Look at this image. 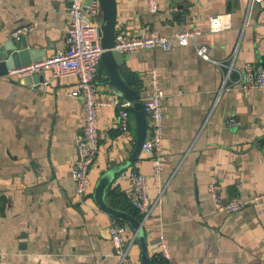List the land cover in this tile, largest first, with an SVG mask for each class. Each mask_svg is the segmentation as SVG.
I'll list each match as a JSON object with an SVG mask.
<instances>
[{"label":"crops","instance_id":"1","mask_svg":"<svg viewBox=\"0 0 264 264\" xmlns=\"http://www.w3.org/2000/svg\"><path fill=\"white\" fill-rule=\"evenodd\" d=\"M115 4V31L145 35L155 28L172 34L196 25L200 32L186 44L173 39L169 48L120 50L118 71L131 76L137 108L110 82L100 59L98 93L115 91L128 102L129 126L119 128L118 107L98 108V150L81 195L70 173L84 123L81 99L69 94L77 77L52 76L48 69L40 72L42 80L11 68L0 73V264H117L107 232L112 216L124 222L127 238L134 235L131 264H144L137 228L95 197L100 175L120 164L146 175L152 213L140 223L128 198L130 181L120 171L112 173L102 201L140 223L149 264H160L153 257L158 235L174 264H264V197L252 199L264 191V87L242 89L236 81L245 61L264 63V0H159L156 11L146 0ZM222 12L230 25L209 28V15ZM99 15L101 24V6ZM21 24L28 25L22 33L27 46L49 55L66 45V0H0V42L13 38L11 31ZM202 42L211 56L232 63L223 84L227 65L200 56L195 43ZM150 67L164 90V156L157 175L142 148L127 160L138 133L149 134L141 100L149 90ZM231 111L237 125L226 122ZM213 180L222 201L240 197L247 201L244 208H215Z\"/></svg>","mask_w":264,"mask_h":264},{"label":"built area","instance_id":"2","mask_svg":"<svg viewBox=\"0 0 264 264\" xmlns=\"http://www.w3.org/2000/svg\"><path fill=\"white\" fill-rule=\"evenodd\" d=\"M260 1V0H256ZM68 10V24L66 27V45L58 48L47 56L30 60L27 63L12 67L15 72L32 73L48 69L50 75H75L76 84L69 90L70 95L79 96L84 108V123L82 130L77 134V158L72 162L70 173L75 182V189L78 195L86 191L88 185V170L93 164L98 150L99 129L97 125V110L101 106H116L119 109L117 123L119 128L127 130L129 126L128 102L121 99L113 91L111 94L101 96L95 81V75L101 59L103 47L100 44V3L99 0H66ZM150 11L159 8V0H146ZM230 25L227 12L214 13L209 15V28L220 29ZM28 28L27 24H21L11 31L14 39L19 37ZM200 32L196 25L185 26L172 34H165L155 28L150 29L145 35L132 34L126 28H119L115 31L113 47L123 51L137 47L159 46L169 48L173 39L181 44H186L190 39ZM196 52L217 64L227 65L223 82L229 76L233 66L231 62H225L223 58L213 57L209 54V46L206 43H195ZM241 68V69H239ZM237 68L239 76L236 79L242 89L253 86L264 87V63L245 61ZM149 90L141 100V107L148 115L149 134L142 143V150L148 154L153 174H159L163 166L164 148L162 144V122L163 109L162 98L164 90L159 81V73L154 67L148 69ZM228 125H237L239 119L234 111L228 115ZM264 150V145L261 146ZM119 177L130 181L128 198L131 204L139 213L140 223H143L152 213L153 206L148 196V182L145 174L134 168L121 170ZM219 185L211 181L209 191L212 195L215 208L224 212H235L244 208L246 200L234 197L222 201L218 194ZM264 197V191L255 194L252 199ZM108 236L113 244L114 254L117 256V264H131L129 247L134 235L125 236V224L116 216L110 218L108 225ZM157 250L153 253L154 259L160 264H174L171 260L170 251L162 235L154 239Z\"/></svg>","mask_w":264,"mask_h":264},{"label":"water","instance_id":"3","mask_svg":"<svg viewBox=\"0 0 264 264\" xmlns=\"http://www.w3.org/2000/svg\"><path fill=\"white\" fill-rule=\"evenodd\" d=\"M100 6L102 8L103 21L100 24V44L103 47L101 52V58L105 61L106 67L108 69L110 82L122 93L125 98L129 100H135L137 98L138 92L137 88L131 86L132 78L128 73L120 75L118 71L117 64L123 61V55L121 51L115 47L114 36H115V20H116V4L115 0H99ZM41 53L36 52L35 48L29 47L26 44V40L23 35L19 39H7L0 42V73H5L9 68L19 66L21 64L29 62L31 59L41 58ZM32 77L37 78V80L43 79V73L34 71L31 73ZM140 103L135 100L133 107H139ZM142 111V110H141ZM144 138V131L138 133V139L134 150L127 160L134 158L136 153L141 148V143ZM127 162V161H126ZM123 165H118L112 169H109L102 173L98 178L95 185V197L97 202L102 204L106 209L110 210L113 214L122 217L129 221L134 227L137 228L138 235L142 239V256L144 264H149L148 254L146 251V245L144 240V234L140 223L134 219L131 215L126 212L113 209L105 205L102 201V193L105 187L108 185L112 179V173L116 171H121Z\"/></svg>","mask_w":264,"mask_h":264},{"label":"trees","instance_id":"4","mask_svg":"<svg viewBox=\"0 0 264 264\" xmlns=\"http://www.w3.org/2000/svg\"><path fill=\"white\" fill-rule=\"evenodd\" d=\"M133 206V205H132ZM133 209H134V211L137 213V215L139 216V213L137 212V210L134 208V206H133Z\"/></svg>","mask_w":264,"mask_h":264}]
</instances>
